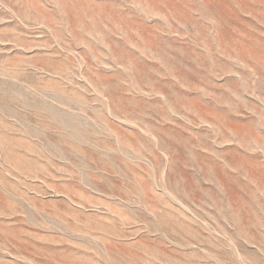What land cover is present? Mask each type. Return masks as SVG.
Wrapping results in <instances>:
<instances>
[{
    "label": "rangeland",
    "instance_id": "374dc122",
    "mask_svg": "<svg viewBox=\"0 0 264 264\" xmlns=\"http://www.w3.org/2000/svg\"><path fill=\"white\" fill-rule=\"evenodd\" d=\"M0 264H264V0H0Z\"/></svg>",
    "mask_w": 264,
    "mask_h": 264
}]
</instances>
